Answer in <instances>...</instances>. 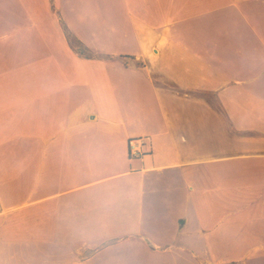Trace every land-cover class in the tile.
<instances>
[{
    "label": "crops",
    "instance_id": "crops-1",
    "mask_svg": "<svg viewBox=\"0 0 264 264\" xmlns=\"http://www.w3.org/2000/svg\"><path fill=\"white\" fill-rule=\"evenodd\" d=\"M0 264H264V0H0Z\"/></svg>",
    "mask_w": 264,
    "mask_h": 264
},
{
    "label": "rangeland",
    "instance_id": "rangeland-1",
    "mask_svg": "<svg viewBox=\"0 0 264 264\" xmlns=\"http://www.w3.org/2000/svg\"><path fill=\"white\" fill-rule=\"evenodd\" d=\"M93 11L94 9H90L91 12L90 15H87L86 17H80V21L82 20L83 22L82 27H109L110 19H111V14L109 13V9L103 10L102 13L100 12L101 9L98 12L96 9V13H93ZM69 18H71L75 24V18L74 17H69ZM53 19L55 20V22L56 21L58 22L57 26L61 27L62 23L59 21L60 17L54 13Z\"/></svg>",
    "mask_w": 264,
    "mask_h": 264
},
{
    "label": "built area",
    "instance_id": "built-area-1",
    "mask_svg": "<svg viewBox=\"0 0 264 264\" xmlns=\"http://www.w3.org/2000/svg\"><path fill=\"white\" fill-rule=\"evenodd\" d=\"M148 139H137L129 141L128 143V155L130 158L138 159L144 155H147L148 152L144 150V147L148 144Z\"/></svg>",
    "mask_w": 264,
    "mask_h": 264
},
{
    "label": "trees",
    "instance_id": "trees-1",
    "mask_svg": "<svg viewBox=\"0 0 264 264\" xmlns=\"http://www.w3.org/2000/svg\"><path fill=\"white\" fill-rule=\"evenodd\" d=\"M78 52H79L80 54H82V53H81V49H78Z\"/></svg>",
    "mask_w": 264,
    "mask_h": 264
}]
</instances>
